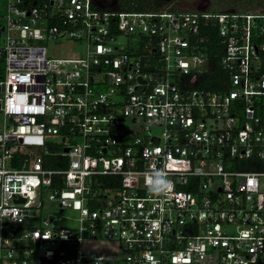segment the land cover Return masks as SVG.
Returning a JSON list of instances; mask_svg holds the SVG:
<instances>
[{
	"label": "built area",
	"instance_id": "obj_1",
	"mask_svg": "<svg viewBox=\"0 0 264 264\" xmlns=\"http://www.w3.org/2000/svg\"><path fill=\"white\" fill-rule=\"evenodd\" d=\"M6 1L0 264H264V10ZM99 238L117 250H83Z\"/></svg>",
	"mask_w": 264,
	"mask_h": 264
},
{
	"label": "rangeland",
	"instance_id": "obj_2",
	"mask_svg": "<svg viewBox=\"0 0 264 264\" xmlns=\"http://www.w3.org/2000/svg\"><path fill=\"white\" fill-rule=\"evenodd\" d=\"M96 3L104 7H116L118 6L120 0H94ZM195 1V0H192ZM198 1V0H197ZM211 6L205 7L204 9H215V10H264V0H210ZM191 0H169L166 3H163L161 8L167 7H187L190 6ZM217 8V9H216ZM7 13V1L0 0V25L5 23V16ZM121 44L124 43V38L119 39ZM47 49L52 56L55 57H75L81 56L84 54L85 46L82 42H77L73 40H63L60 42H48ZM157 132V128H153V131ZM41 217H46L49 214L59 215L60 220L58 221L62 226L72 227L74 226V218L77 216L76 212L65 208L63 211L57 210L54 205L48 204L47 200L44 202V205L39 208ZM82 248L84 251H112L117 250L118 243L116 240L108 239H88L82 242Z\"/></svg>",
	"mask_w": 264,
	"mask_h": 264
},
{
	"label": "trees",
	"instance_id": "obj_3",
	"mask_svg": "<svg viewBox=\"0 0 264 264\" xmlns=\"http://www.w3.org/2000/svg\"><path fill=\"white\" fill-rule=\"evenodd\" d=\"M118 6H120V8L132 10H147L154 8V6H152L145 0H120ZM207 42L208 43L205 45V50L208 54V63L211 70L210 72L199 78V86L207 89H215L218 81L222 78L221 70L219 67V45L217 44V37L215 35H210L209 41ZM58 154L59 153H51L46 155L48 165L50 167L58 168L61 165H65L64 163H59L57 161V157L59 156ZM109 177L110 176H105L104 179Z\"/></svg>",
	"mask_w": 264,
	"mask_h": 264
},
{
	"label": "flooded vegetation",
	"instance_id": "obj_4",
	"mask_svg": "<svg viewBox=\"0 0 264 264\" xmlns=\"http://www.w3.org/2000/svg\"><path fill=\"white\" fill-rule=\"evenodd\" d=\"M147 2H149V4H151L152 6H154V8H159V9H171V10H177V9H186V10H197V9H204L205 7H210L211 6V1L210 0H195L192 1L191 0V4L190 6L187 7H167V8H161L159 6H161L163 3L168 2L169 0H145Z\"/></svg>",
	"mask_w": 264,
	"mask_h": 264
},
{
	"label": "water",
	"instance_id": "obj_5",
	"mask_svg": "<svg viewBox=\"0 0 264 264\" xmlns=\"http://www.w3.org/2000/svg\"><path fill=\"white\" fill-rule=\"evenodd\" d=\"M65 151H68V148H65ZM18 201H21V200H18ZM22 201H24V199H22Z\"/></svg>",
	"mask_w": 264,
	"mask_h": 264
}]
</instances>
